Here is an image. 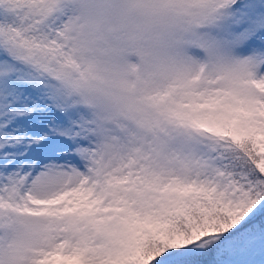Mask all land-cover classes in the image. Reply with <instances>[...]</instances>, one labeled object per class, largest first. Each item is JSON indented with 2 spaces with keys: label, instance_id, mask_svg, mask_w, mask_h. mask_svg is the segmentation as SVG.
<instances>
[{
  "label": "snow or ice",
  "instance_id": "6c2138e0",
  "mask_svg": "<svg viewBox=\"0 0 264 264\" xmlns=\"http://www.w3.org/2000/svg\"><path fill=\"white\" fill-rule=\"evenodd\" d=\"M71 2L0 0V264H264V0Z\"/></svg>",
  "mask_w": 264,
  "mask_h": 264
},
{
  "label": "clouds",
  "instance_id": "9594fccd",
  "mask_svg": "<svg viewBox=\"0 0 264 264\" xmlns=\"http://www.w3.org/2000/svg\"><path fill=\"white\" fill-rule=\"evenodd\" d=\"M67 14L73 20L65 32L64 42L83 61H91L115 46L122 35L116 29L126 25L131 30L138 21L136 0H72L67 5ZM127 59L138 62L131 51Z\"/></svg>",
  "mask_w": 264,
  "mask_h": 264
}]
</instances>
